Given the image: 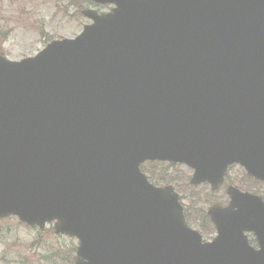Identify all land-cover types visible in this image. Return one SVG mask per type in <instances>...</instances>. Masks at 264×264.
Here are the masks:
<instances>
[{"label":"water","instance_id":"obj_1","mask_svg":"<svg viewBox=\"0 0 264 264\" xmlns=\"http://www.w3.org/2000/svg\"><path fill=\"white\" fill-rule=\"evenodd\" d=\"M106 13L19 61L0 55V218L79 241L75 264H264V200L229 187L190 228L146 161L213 191L264 180V0H94ZM254 232L259 249L248 242Z\"/></svg>","mask_w":264,"mask_h":264},{"label":"rangeland","instance_id":"obj_2","mask_svg":"<svg viewBox=\"0 0 264 264\" xmlns=\"http://www.w3.org/2000/svg\"><path fill=\"white\" fill-rule=\"evenodd\" d=\"M112 7L113 4L92 0H0V54L13 61L34 56L52 40L74 38L81 33L83 26L91 22L83 15L84 9L107 12ZM141 168L157 185L174 186L189 208L190 225L199 231L202 213L216 202L227 203L228 185L264 198V183L247 180L239 165L229 169L225 183L215 194L207 184H190L193 169L187 165L145 162ZM151 170L159 172L165 181L158 182ZM77 246L76 238L56 234L53 223L38 229L17 217L0 219V264H75Z\"/></svg>","mask_w":264,"mask_h":264},{"label":"flooded vegetation","instance_id":"obj_3","mask_svg":"<svg viewBox=\"0 0 264 264\" xmlns=\"http://www.w3.org/2000/svg\"><path fill=\"white\" fill-rule=\"evenodd\" d=\"M247 177H248V176H247ZM248 180H249V181L256 182V183H260V181L255 180V179H252V178H250V177H248ZM260 184H262V183H260ZM228 187H229V186H227V187H226V190H225V192H226L227 195H228ZM219 191H220V190H219ZM214 194H215V193H214ZM228 200H229V197H228V199L226 200L227 203H228ZM227 203H226V204H227ZM226 204L216 202V203L212 204L211 206H213V205H222V206H223V205H226ZM211 206H209V207H211ZM183 207H184V211H185L184 214H185L186 221H187V223L190 225V223H191V221H192V217H191L190 213L188 212L189 208L186 207V205H184V204H183ZM209 207H208V209H209ZM208 209L205 211V214L202 213L203 215L201 216L202 223H201L199 226H200L202 232L199 231L198 229L193 228V227L190 225L193 229L197 230V231L203 236V239H204V242H205V243H208V242L213 241L214 238H215V236L217 235L216 227H215L214 223L211 221V219L209 218V215H208ZM214 232H215V234L213 235L212 238H210V239H206V238H205L206 235H207V237H209L208 235H210V234H212V233H214ZM202 233H203V234H202ZM248 240H249V243H250L252 246H254L255 248H258L257 238H256V236H255L254 234H249V235H248Z\"/></svg>","mask_w":264,"mask_h":264},{"label":"trees","instance_id":"obj_4","mask_svg":"<svg viewBox=\"0 0 264 264\" xmlns=\"http://www.w3.org/2000/svg\"><path fill=\"white\" fill-rule=\"evenodd\" d=\"M151 172H152V177H154L158 182L165 181V178L163 176L159 175V172L156 173L153 170H151Z\"/></svg>","mask_w":264,"mask_h":264}]
</instances>
